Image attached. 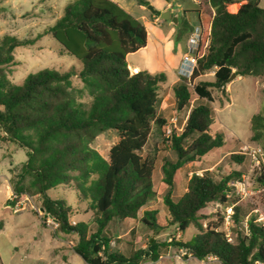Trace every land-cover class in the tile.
Masks as SVG:
<instances>
[{
    "label": "trees",
    "instance_id": "trees-1",
    "mask_svg": "<svg viewBox=\"0 0 264 264\" xmlns=\"http://www.w3.org/2000/svg\"><path fill=\"white\" fill-rule=\"evenodd\" d=\"M137 2L149 5L146 0ZM199 5L197 63L191 76H181L173 87L177 111L187 112V118L179 133L173 130L170 139L165 138L177 156L176 161L165 160L162 166L163 183L168 186L163 197L165 223L158 210L144 209L155 196V160L142 152L153 127L162 134L168 125L158 113L159 90L167 78L163 73H132L126 59L147 45L146 26L112 0L72 1L45 33L81 62V70L45 68L29 74L20 85L12 84L7 76V68L15 62L14 50L35 44L42 35L23 40L5 36L0 43V131L2 139L24 149L27 158L11 179L13 193L17 198L40 196L45 217L57 224L54 234L75 235L74 252L85 264H141L146 257L158 261L168 247L186 249L199 261L216 256L222 264H246L251 257L264 259V227L254 217L248 221V232L236 230L234 243L228 242L221 230L224 219L220 214L216 222L203 223L206 216L201 212L218 203L235 205V222L243 224L240 199L232 185L243 180L241 170L219 167L193 173L185 193L173 197L177 172L224 145L222 136L211 135L213 90H224L232 74L264 79V8L260 0H202ZM208 72H214V81L193 84ZM74 76L89 91V106L78 101ZM193 95L199 102L196 105H192ZM251 128V140L260 142L264 114L252 117ZM110 130L118 141L106 159L92 143ZM229 159L234 167L251 164L245 152ZM257 173L264 203V165L258 166ZM71 184L94 214L93 233L87 223L70 222L72 210L65 200L48 195L54 188ZM117 220H139L154 234L170 226L180 233L191 227L198 232L187 242L158 245L153 241L144 250L130 244L126 254L113 251L111 238L105 234Z\"/></svg>",
    "mask_w": 264,
    "mask_h": 264
},
{
    "label": "rangeland",
    "instance_id": "rangeland-1",
    "mask_svg": "<svg viewBox=\"0 0 264 264\" xmlns=\"http://www.w3.org/2000/svg\"><path fill=\"white\" fill-rule=\"evenodd\" d=\"M75 0H0V43L5 36H16L23 39H34L42 35L38 41L29 46L18 47L14 50L15 62L7 68V76L12 84L20 85L25 78L45 68L57 69L61 72L75 70L79 72L82 64L75 57L69 55L51 34H46L47 28L52 26L62 16L65 6ZM118 3L134 18L141 21L148 30V41L145 47L127 56L129 68L137 71H147L151 74H165L166 82L159 90L160 105L158 113L168 120V125L159 133L153 127L152 134L142 152L155 160L153 175L154 198L144 208L158 210L160 221L165 223L167 213L163 205V197L168 186L163 183L162 166L165 160L176 161V154L170 150L168 128L180 132L187 118V112H179L176 108L173 87L181 76L189 78L193 64L190 61V48L194 40L199 43L201 28L199 16L202 0H146L159 12L170 10L171 15L178 16V23L171 19L163 20L159 14H152L147 6H141L137 0H112ZM264 8V0H260ZM200 81H214V72H208L197 78L193 84ZM72 84L76 90L79 102L89 106L92 97L84 88L81 80L74 76ZM214 101L212 136H222L224 145L215 148L203 158L185 164L176 174L173 197H181L193 173L205 170H221L237 168L244 174L242 177L249 190V196L241 197L238 193L242 211V222L239 226L232 216V222L226 224L227 209L218 203L211 204L201 214L206 216L203 223L218 220L220 214L224 221L221 230L229 233L235 242L236 230L244 228L248 232V221L254 217L259 225L260 213L264 215V203L259 195L260 185L257 182L258 166H232L230 156L244 153V149L264 148V137L260 142L251 140V119L255 114H264V79L255 77L235 78L226 85L224 90H213ZM197 96L193 95L192 105H196ZM177 119L176 123L172 121ZM118 141L113 131H107L97 137L92 147L104 158H108L111 147ZM26 151L2 139L0 131V262L1 264H85L83 259L74 252L77 243L75 235L54 234L56 222L45 217L41 211V197L21 196L17 198L13 193L11 179L20 172L26 161ZM53 199L65 200L71 206L70 222L75 225L80 222L89 224L90 232L96 231L94 214L83 200L75 185L60 186L48 192ZM8 202H15L12 206ZM259 204L258 207L255 205ZM255 206V207H254ZM233 208L234 212L235 209ZM259 209L260 213L254 210ZM143 211H140V216ZM198 231L191 227L185 233H180L175 226L160 229L157 233L145 226L139 220L114 221L105 234L111 238V249L122 253H129L130 244L136 249H147L150 242L158 245L171 244L172 241L187 242ZM186 249L168 247L162 250L158 261L150 257L144 258L141 264H204L190 257Z\"/></svg>",
    "mask_w": 264,
    "mask_h": 264
},
{
    "label": "built area",
    "instance_id": "built-area-1",
    "mask_svg": "<svg viewBox=\"0 0 264 264\" xmlns=\"http://www.w3.org/2000/svg\"><path fill=\"white\" fill-rule=\"evenodd\" d=\"M196 43H197V41L194 40L193 43H192V46L190 48L191 58H188V57L186 58L187 60L190 59V61L193 64V68L195 67V65L197 63V59H198V56H199V43L198 44H196ZM176 121H177V119H174L172 121V123L175 124ZM172 131L173 130L168 128L167 132H168L169 139L171 137ZM243 151L245 153H247L251 157V162L252 163H256L257 166L264 165V150H263V148H260V147L249 148V147H247ZM243 176H244V174H243ZM232 185L235 186L237 193L241 197L244 198V197L249 196L248 186H247V184H246L244 179L242 181L234 182V183H232ZM233 208H234V206H230L227 209L228 212H227V216L225 218L226 224H230L232 222V216L234 215ZM254 212L255 213H260V210L256 209V210H254ZM260 216H261L260 221H262V226L264 227V215L262 213H260ZM226 238H227L228 242L234 243L233 237L229 233H226ZM189 255H190V257H192L191 254H189ZM203 263L204 264H222L221 261L219 260V258L216 257V256L207 257L203 261ZM246 264H264V259H254V258L251 257Z\"/></svg>",
    "mask_w": 264,
    "mask_h": 264
},
{
    "label": "water",
    "instance_id": "water-1",
    "mask_svg": "<svg viewBox=\"0 0 264 264\" xmlns=\"http://www.w3.org/2000/svg\"><path fill=\"white\" fill-rule=\"evenodd\" d=\"M147 7H148V9L150 10V12L152 14H154V15L158 14L159 11L156 10L152 5L149 4ZM159 16L163 20H169V19H171V21H172L173 24H177L178 23V16H173L172 17L170 10H165L163 12H160V15ZM236 77H237L236 74H232L231 77L229 78V81L235 79ZM41 211H43V210L41 209Z\"/></svg>",
    "mask_w": 264,
    "mask_h": 264
},
{
    "label": "crops",
    "instance_id": "crops-1",
    "mask_svg": "<svg viewBox=\"0 0 264 264\" xmlns=\"http://www.w3.org/2000/svg\"><path fill=\"white\" fill-rule=\"evenodd\" d=\"M200 17V16H199ZM131 72L134 73V72H137V68H132L131 69ZM237 78H240V77H237Z\"/></svg>",
    "mask_w": 264,
    "mask_h": 264
}]
</instances>
